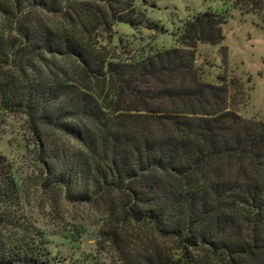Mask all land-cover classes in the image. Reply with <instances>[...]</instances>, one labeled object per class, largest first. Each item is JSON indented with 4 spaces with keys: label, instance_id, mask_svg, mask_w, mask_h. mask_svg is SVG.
I'll list each match as a JSON object with an SVG mask.
<instances>
[{
    "label": "trees",
    "instance_id": "16d2710c",
    "mask_svg": "<svg viewBox=\"0 0 264 264\" xmlns=\"http://www.w3.org/2000/svg\"><path fill=\"white\" fill-rule=\"evenodd\" d=\"M132 8L128 0H0L18 33L16 43L0 40V109L28 120L46 190L72 204L102 201L123 222L176 243L177 258L159 254L150 264H264V122L231 111L227 87L205 82L196 66L200 45L225 41V19L198 14L175 48L125 60L76 29L58 34L31 19L46 12L112 33L118 23L137 26ZM18 191L0 153V264H73L18 226Z\"/></svg>",
    "mask_w": 264,
    "mask_h": 264
},
{
    "label": "rangeland",
    "instance_id": "374dc122",
    "mask_svg": "<svg viewBox=\"0 0 264 264\" xmlns=\"http://www.w3.org/2000/svg\"><path fill=\"white\" fill-rule=\"evenodd\" d=\"M135 28L116 24L112 33L100 25L70 26L59 15L36 12L35 24L58 34L71 33L107 56L121 59L151 51L175 48L187 22L211 11L225 19V41L219 46L200 45L196 66L204 81L228 90V108L245 120L264 122V0H128ZM15 19L0 9V40L16 43ZM55 142L68 148V138L51 132ZM0 153L7 159L19 184V225L34 238L42 235L53 256L73 264H150L156 256L177 258L174 241L156 235L146 226L123 222L116 212L98 201L91 205L68 202L56 190L43 187L37 136L22 115L0 109ZM118 199V198H117ZM121 202L116 201V211ZM117 237L112 239L111 230ZM10 236L12 232L6 231ZM110 236V237H109Z\"/></svg>",
    "mask_w": 264,
    "mask_h": 264
}]
</instances>
